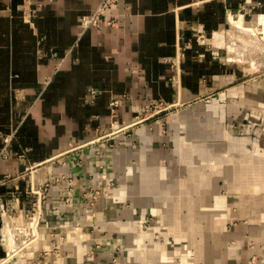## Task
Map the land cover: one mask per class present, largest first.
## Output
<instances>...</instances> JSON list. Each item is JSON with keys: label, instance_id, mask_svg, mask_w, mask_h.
<instances>
[{"label": "crops", "instance_id": "1", "mask_svg": "<svg viewBox=\"0 0 264 264\" xmlns=\"http://www.w3.org/2000/svg\"><path fill=\"white\" fill-rule=\"evenodd\" d=\"M102 1L0 0V264L39 260L22 227L44 182L41 234L113 179L90 231L43 264H264V138L224 131V27L264 0ZM157 100L186 105L104 133Z\"/></svg>", "mask_w": 264, "mask_h": 264}, {"label": "rangeland", "instance_id": "2", "mask_svg": "<svg viewBox=\"0 0 264 264\" xmlns=\"http://www.w3.org/2000/svg\"><path fill=\"white\" fill-rule=\"evenodd\" d=\"M260 12L254 11L252 8H246V10L241 12L243 19L241 15L234 16L230 14L229 23L224 27V62L228 63L230 68L234 67L236 69L235 72H231V76H224V131H227L231 136H236L238 141L243 142L244 146L248 145L249 147L252 145L256 146V142L260 144L261 142L258 140L262 141V138H264V16L255 17L256 14L254 15V13ZM239 13L232 12V14L236 15ZM185 105L186 103L182 105L175 104L167 109L163 108V110L155 114H170ZM153 109V107L147 106L138 110V117L150 114L154 111ZM114 112H116V109ZM135 119H137L136 116L133 120ZM124 123L114 121L104 133L111 132L114 126ZM114 134L117 133L115 132ZM114 134L110 136H114ZM261 146L264 147L262 143ZM261 163V179L263 181L264 160ZM115 181V179L111 180L103 189L89 188L84 192L83 217L79 221L66 224L63 222L65 221L63 219L54 226L50 225L46 233L41 234L42 209L49 186L47 182H44L41 189H38L35 193L36 200L33 203V208L26 214L24 219L26 225L22 227L24 231L23 236H27V239L28 236L30 238L33 237L31 245L36 247V252H34L36 255L33 256L30 252V258L34 257L33 259H35L37 256V259H39L38 261H33V263L31 262V264H43L45 258L48 257L50 259V256L58 258L59 261L62 258H66L70 253L67 247L76 242L79 231L89 232L90 228H92L95 204L98 202L100 196L110 195ZM255 191L256 194L261 195V198H264L263 187ZM11 215L14 216V214ZM89 215L92 218H89ZM35 219V226H31V222ZM152 221L153 219L150 217L144 222V225H149ZM80 227L83 230L79 229ZM23 238L18 235L16 239L17 241H21ZM156 239L161 244H164L166 241L163 235H159L158 232L156 233ZM23 246L15 256L19 255V253L28 254L29 246L25 243ZM114 248H112L111 253V261L113 262L117 261L118 255L123 250L122 248H119L121 251L119 249L114 250ZM257 259L258 256L256 257Z\"/></svg>", "mask_w": 264, "mask_h": 264}, {"label": "built area", "instance_id": "3", "mask_svg": "<svg viewBox=\"0 0 264 264\" xmlns=\"http://www.w3.org/2000/svg\"><path fill=\"white\" fill-rule=\"evenodd\" d=\"M114 1H116V0H103L102 3L100 4V9L105 8L106 6H108L109 4L113 3ZM98 19H99V13H96V14L90 16V17L84 18L83 21H84L85 25H88V24L98 25ZM91 93H95V90H92ZM118 104H119L118 98H113V99L110 100L109 105H110V108H111V112L115 111V109L118 106ZM174 105H175L174 103L165 102L163 100H157L156 102H154L153 104L150 105V107L154 108L153 112H151L150 114L145 115L143 117H138L139 115L137 114L136 115L137 119L132 120V121H130L128 123H125V124H119L118 126L117 125L114 126L113 129H112V132L115 133V132H118V131L122 130L123 128H125V126L142 122L143 120H146L150 116L154 115L156 112H159V111L163 110V108L167 109L170 106H174ZM5 140H7V138ZM7 155H8V151H7L6 144H5L2 148H0V156H4L5 157ZM253 259H255V256L253 257Z\"/></svg>", "mask_w": 264, "mask_h": 264}, {"label": "bare ground", "instance_id": "4", "mask_svg": "<svg viewBox=\"0 0 264 264\" xmlns=\"http://www.w3.org/2000/svg\"><path fill=\"white\" fill-rule=\"evenodd\" d=\"M7 232V231H6ZM7 234V233H6ZM9 241V240H8ZM9 243V242H8Z\"/></svg>", "mask_w": 264, "mask_h": 264}]
</instances>
